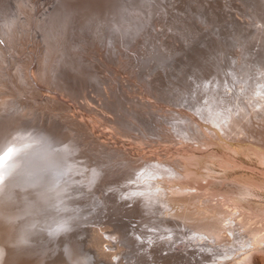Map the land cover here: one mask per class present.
Here are the masks:
<instances>
[{"label":"rangeland","instance_id":"374dc122","mask_svg":"<svg viewBox=\"0 0 264 264\" xmlns=\"http://www.w3.org/2000/svg\"><path fill=\"white\" fill-rule=\"evenodd\" d=\"M262 23L264 0H0V111L22 121L18 127L12 123L14 135L35 138V144L43 140L44 145L36 144L35 151H46L48 161L55 159L65 170L59 179L65 183L71 205L61 210L74 216L70 223L89 216L83 221L89 227L76 224L79 230L69 232L74 249L61 254L56 250L59 246L50 242L53 248L49 245L47 252L33 255L38 256L35 260L43 258L39 264L72 262L71 258L73 264H98L85 244L92 224H100L101 219L111 232L120 233L114 241L124 239V249L115 256L123 264H165L167 257L158 255L173 251L185 254L170 257L166 264H233L226 262L234 256L228 252L245 250L241 247L245 238L240 237L243 229H236L235 237L229 233L232 244L228 246L206 237L208 243L192 232L193 226H184L183 220L171 215L166 221L162 211L153 209L160 206L157 196L169 195L166 185L173 179L176 187L191 186L203 195V201L232 206L238 213L242 209L264 222V130L257 127L258 122L256 129L242 122L244 128L235 131L224 125L225 132L207 117L211 97L220 95L221 101L223 95L229 96L224 93L228 81L239 87L243 86L239 79L261 76L258 67L250 77L240 67L242 59L237 60L243 52L237 46L255 42ZM255 79L243 88L259 92L261 85ZM196 88L199 92L191 97ZM214 92L220 93L213 96ZM243 102L250 107L247 99ZM177 108L185 117L175 112ZM261 114L253 113L255 118ZM190 117L201 126L196 132L202 134L196 138L187 137L175 125L185 126L193 121ZM47 137L57 141L52 152ZM147 167L168 172L144 176L143 188L148 189H130L138 195L127 189L137 198L118 191L126 182L134 185V178L150 170ZM172 168L177 173L171 174ZM179 173L184 176H176ZM150 183L161 185L154 188L157 196L151 195L156 206L150 195L141 197L144 191L154 192ZM169 219L180 226L169 228ZM149 223L158 228H148ZM133 227L148 228L150 233L142 240ZM188 241L199 244L192 247ZM246 257L239 264H264V245L251 249Z\"/></svg>","mask_w":264,"mask_h":264},{"label":"bare ground","instance_id":"6f19581e","mask_svg":"<svg viewBox=\"0 0 264 264\" xmlns=\"http://www.w3.org/2000/svg\"><path fill=\"white\" fill-rule=\"evenodd\" d=\"M262 25L264 24L262 23ZM243 27L244 29L248 28L249 30V27L245 25ZM251 33L253 32L251 31ZM249 35H250V32H249ZM254 37L256 38L255 42L253 40L252 42L247 41L248 42L247 44H250V46H247V47H244L243 45L237 46L238 52L239 53L243 52L242 57H239L237 61L240 63L242 59L243 64L246 66L245 67L244 65L243 66L239 65V66L245 69L246 73L248 72L249 77L253 75L252 74L253 70H255L258 67L257 73H260L261 76L257 79L253 77V79L256 80V81L254 80L255 83H259L261 85V86H258L259 92H256L255 88L252 90L251 89L246 90L245 87L243 88L245 83L247 87H250V85L252 84L251 82L253 79L250 80L247 78L246 81L244 79L243 82L242 81L240 82V79L238 80V83L243 84V86L239 85V87L237 86L238 84L232 83V81H228L229 84L226 87L227 91L226 92L223 91V92L230 93L229 94L230 97L228 96V94L223 95L221 98V101H220V97H221L220 95H219L220 97L219 96L213 97L215 98L214 100H216L215 105H213L214 103L211 101L213 99L211 97L212 93L211 94L209 93L208 95L211 97V100L209 99L208 105H210L212 108L211 109L209 108L210 113H211L210 115L206 113L207 117H210L213 120V123L225 132L227 131V129H225L224 125L228 128V130L235 131V129L242 126V122L244 123L246 122L250 124L251 126H248V128H252L255 126L254 127L255 129H256V125L254 124L258 122L257 127H260V129L262 127V130H264V62H263L264 60L263 61L261 60L262 55H264V27L260 28V30H258V33ZM231 72H233V69ZM236 74L238 75L237 72ZM236 74L232 73V75H236ZM236 79H238V76ZM198 90L200 89L196 88L195 91L192 90L191 97H193L194 93H198L199 92ZM223 90H224V87H223ZM219 91H222V89L221 90L219 89ZM214 93H213L214 94L213 96L218 95L220 92L218 94H216L217 92H214ZM225 96H227L228 98H226ZM232 97L235 99L234 103L231 102ZM243 99H247V101L250 102V107L246 106V104L243 102ZM187 101L189 102L188 99ZM190 105L192 104L189 102L188 106L191 107ZM245 106L247 109L245 108ZM230 107H232V109H229ZM173 111L174 110H171V112ZM256 111L257 112L262 111V114L259 118H255L253 115V113ZM175 112L182 118L185 117V113L183 110L178 109ZM202 113L204 114L205 112L203 111ZM202 113L201 115H203ZM233 113H236V114L238 113L239 115L235 117ZM11 116L13 115L12 114L6 115L2 111H0V155L7 154L8 156V158L4 161L3 165L0 166V264H32L31 262H33V264L38 262L36 264H39V261H41V259L43 258L40 257L39 259L36 258L35 260V257H38V256L37 255L33 256V255L37 251L41 250V252L43 251L45 252L51 247L53 248V246L51 245H54V243H56V246H59L60 248H62V249H60L59 247L56 248V250L58 249L61 250L59 251V253L61 252V254H64L62 253L63 251L67 252V250L70 247L74 249L76 247L75 241L74 239L72 240V236L71 234H69V232L71 230L74 233L77 230H79V227L78 228L75 227L76 224L83 225L82 227L84 228L80 226L82 229L89 227L87 224L86 226H84L85 225L84 223H86L85 220H87L89 216L84 217V218H78L76 221H73L72 223H70L71 222L70 219L74 218V216H68L67 213L69 212L67 210L65 212L61 210L64 207L66 209L67 208L66 205L68 206L69 202L71 201V200L68 201L67 197L69 195L65 196L66 194V192L64 191L65 183H62L61 179H59L60 177H62L63 171L65 170L59 164H57V161L55 159L53 160V162H49L47 159L46 151L44 150H42L41 152L35 151L36 144L44 145L43 140H39L35 144V141H36L35 138L34 140H30L28 138L19 139V134L14 135L13 131L15 129H13L12 123L18 127L19 122L21 123L22 121L16 120V118L10 119ZM190 119L192 118L190 117ZM196 120H193L194 122L190 120V123L186 122L187 126L186 125L181 126L179 124L178 125L175 124V125H176V128L178 127L177 128L178 130L180 129V131L181 130L184 131L187 137L189 136L192 138L195 136L194 138H196L200 134H202L201 129H200L201 133H199V131L196 132V130L199 129L198 126H200L198 125L199 122H197ZM194 124L196 125L195 126L196 128L193 126ZM172 125L174 127V124ZM155 126H153V128H155ZM191 126H193V130ZM134 130L138 131V128L137 129L135 128ZM155 130L157 129L155 128ZM195 132L197 134H195ZM47 138L49 139L48 141L51 144V146H53L51 147V149H49L52 152L54 149V145L57 144V141H55L54 138H51V137H47ZM31 146H33L34 149H30ZM5 148H6V151L4 153H1ZM161 163L163 165L162 161ZM164 164L168 165V163H164ZM169 164L171 163L169 162ZM175 166H174V169H175ZM151 167L145 168V170H147L148 168L150 170H148L146 174H145V171H144V174L142 172V175H139L140 176L139 179H137L138 177L136 178L133 177L134 179H136V181L134 182V185L130 186V184L132 183L130 182L129 184L128 182L125 181L126 185H121V186L125 187L127 186V183H128V186H127L128 188L119 187L120 189H118V191L121 190L120 192H124L129 196L132 195L131 198L136 197V195L133 196V194H131V192L135 193L136 190L133 191L135 189V186L140 189L142 188L141 190L142 192L143 190L148 189V188L146 189L143 188L144 185L146 186V184L143 183V181H145L146 179L144 176L149 177V176L155 175L156 177L158 176L157 174L161 176L162 175L165 176L168 172L166 170H165L166 172L163 171L161 168L158 169V168L153 167L156 170L154 171V170H151L152 169ZM174 169H173V172L172 170H170L171 174L174 173ZM183 170L186 171L185 169ZM175 173L177 172L175 171ZM174 174L173 176H175ZM185 174H187V171ZM178 175L184 176V174H180V173L177 174L176 176ZM141 176L144 177V180H142L143 178ZM130 177L131 175H129L128 178L130 179ZM128 178H127V181L129 180ZM133 178H131L130 180H133ZM151 178L154 179L153 177ZM157 181L155 182L157 183ZM168 181L170 183L168 182L169 184L167 183L168 185L166 186H167V189L169 190V195L165 193H161V198H158V196L154 194L158 190L154 191V188L159 189V186L161 185L158 184L159 185L158 186L157 184L154 185V183H152L154 192L152 191L153 193L148 192L149 194H146V191H144L145 194H142L141 196L142 198L143 197L145 198L146 195H150V196L154 195V197L157 196L156 199L158 200L160 206L158 205L156 206L157 202L155 203V201H153L154 197L152 198L151 196V198H152L153 203H155L156 208L158 207L157 209L159 210L156 209L158 211L156 212L155 209L153 208L152 209L153 211H155V213H159L162 211V214H163L162 216L166 221H167V216L168 217L169 215L174 216L175 219L178 218L179 221L180 219L183 220L184 226H193L192 232H194L197 235H200L201 238L203 237L202 239L206 240V237H208L210 239L216 238V241L223 240L226 246L232 244L231 242L232 240L230 238L229 233H231L235 237L234 231H236V229L244 230L245 233H240V232L239 233L241 235L240 236L241 238H245L241 246L242 249L245 248V250L241 253H239V251H237L236 249H235L236 251L228 252V254L232 253L234 254V256L232 259H229L228 261H226L227 263L239 264V262L247 258L246 256L250 253L251 249L259 245H262V246L264 245V222L263 221L254 219L252 216L242 211V209L239 210L240 212L238 213V211H236V208L232 207L231 205H230L231 207L225 208L222 206V204H219L218 202H214L211 200L203 201L202 199L203 195L201 194L199 195L198 193H195V191H193V188L191 186L179 185L178 187H176L174 183H172L173 179L172 181L171 179L170 180L168 179ZM131 188H133V190H130ZM160 188H163L161 190H164V191L166 189V188L164 189V187H160ZM127 189L131 192H129ZM149 189L151 188L149 187ZM126 190L128 192H125ZM111 194H113V192ZM109 197L110 196H108L107 198ZM151 198H150V201H151ZM147 201L151 203L149 200H146L145 202ZM45 204H46V207H45ZM70 205H71V202H70ZM71 209L73 210V208ZM149 213H150V210H149ZM48 216L49 218H47ZM156 219L157 217H155L154 220ZM103 221L104 220L101 219V221H98L100 222V224L99 223L92 224L90 230L88 231L89 233L87 237V242L85 244L86 246L85 248L86 250L88 249L87 251L89 252L91 251L90 253L92 252L94 253L95 258L93 259H96L98 261V264H123L122 258L115 259V256L118 253H121V250L124 249L122 242H121L124 239L121 240V236L119 235L121 241H118V242L114 241L113 239H117L116 237H118L119 232L118 233L111 232L109 230L111 226L107 225ZM143 222L147 223V220ZM168 222L166 224L171 229H174V226H180V224L178 223H174L173 221L171 222L170 219L168 220ZM139 225L141 226V223H139ZM73 226H74V229L76 228L77 230L76 229L72 230ZM147 227L148 228H151V227L158 228V226H156L155 224L151 225V223H149ZM148 228L147 229L143 228L142 230H140L139 228L133 227L132 230H134L135 233H139V236L143 240L146 238L144 236L147 233H150V231H148ZM78 237L79 236L77 234V238ZM195 239H198V238H195ZM50 242L53 244H51ZM206 242L208 241L206 240ZM224 242H222V244ZM187 243L192 247H195V245L199 244V242H196V241H195L196 243L195 245L191 241L190 242L188 241ZM220 243L218 244L220 245ZM160 244L162 245V243ZM222 244L221 246L224 247V245ZM49 245H50V248H49ZM72 245H74L73 246L74 248L72 247ZM208 245H211V244H208ZM47 247L48 249H46ZM235 247H237L236 243H235ZM239 248L237 247L238 250ZM186 250L189 252L188 248ZM51 251L49 250V254ZM53 254L56 255V253L54 252ZM184 254L173 251V252H169L167 256H164L161 253V255H158V257L162 259L167 257L168 260L167 258L164 260L166 264V262L169 261L170 257H176V259L177 258L179 259V257L182 258ZM30 256H33V257L31 258ZM71 256H73V254ZM71 256L70 257L68 256V259L71 258ZM89 256L94 257L93 254ZM117 257H119V255H117ZM126 257L127 255L125 256V258ZM201 257H204V256L201 255ZM49 259L46 258V261ZM33 260L35 261V263ZM71 260L73 262V258H71ZM66 262L69 263L71 261H66ZM66 262L63 259H60V261L57 263L65 264ZM72 262L71 264H73ZM41 263L48 264L46 262H41Z\"/></svg>","mask_w":264,"mask_h":264},{"label":"snow or ice","instance_id":"6c2138e0","mask_svg":"<svg viewBox=\"0 0 264 264\" xmlns=\"http://www.w3.org/2000/svg\"><path fill=\"white\" fill-rule=\"evenodd\" d=\"M8 158L7 154L0 155V166L3 165L4 161Z\"/></svg>","mask_w":264,"mask_h":264},{"label":"water","instance_id":"95a60500","mask_svg":"<svg viewBox=\"0 0 264 264\" xmlns=\"http://www.w3.org/2000/svg\"><path fill=\"white\" fill-rule=\"evenodd\" d=\"M6 151V148L2 151L3 153Z\"/></svg>","mask_w":264,"mask_h":264}]
</instances>
